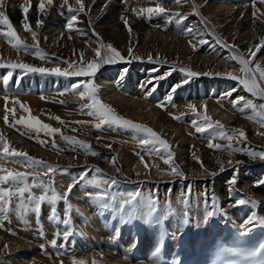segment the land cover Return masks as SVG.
Segmentation results:
<instances>
[{"label": "bare ground", "instance_id": "1", "mask_svg": "<svg viewBox=\"0 0 264 264\" xmlns=\"http://www.w3.org/2000/svg\"><path fill=\"white\" fill-rule=\"evenodd\" d=\"M39 2L40 0H4L2 10L20 38L31 46L36 41L23 28L21 10L22 5L30 7V26L37 32L39 47L50 59L41 60L32 51H18L8 43L7 38L0 36V65L23 62L36 67L51 69L59 66L63 69L72 63L80 66L78 54L83 52L86 66L87 61L96 59L94 49L99 46L93 29L104 43H112L125 56V60H117L112 64L101 62L95 75L91 77H65L0 67V135L12 147L61 169H68L67 172H56L50 180L44 177L43 187L50 190L49 195L53 188L63 194L72 178L79 177L84 166H96L102 170L104 178L114 177L119 181L117 188L112 189L113 193L139 188L145 196H158L159 222L156 216L125 222L120 218L124 213L119 211L118 206L102 209L94 198L98 189L86 187L82 181L68 198L72 210L67 230L73 231V234L65 242L63 228L55 226L54 220L49 219L50 205L44 204L42 217L38 219L33 213L24 214V207L32 206L30 202L25 201L21 207L14 197L8 210L0 206V214L7 216L5 221L0 219V222L10 230L5 232L0 226V256L3 253L9 254L8 258L4 255L7 258L2 260L5 264H72L73 258L83 259L86 264H93V261L95 264H158L160 244L167 236L177 245L184 238L195 240L200 234L208 235L213 226L228 221L229 217L239 228L253 213L264 219V185L257 186L256 183L264 178V161L247 155L252 150L264 151V136L259 134L264 132V126L258 122L259 118H248L255 115L252 109L239 111L243 102L236 107L232 103L237 96H245L257 106L264 104V99L256 100L237 81L226 77L227 73L238 76L244 74L237 62L228 59L230 49L216 45L214 39L219 38L222 42L238 46L239 52L247 57V49L258 43L260 37H264V16H260V13H264V5L257 3L256 7L260 9L257 13L259 19L254 21L252 0H208L206 6L205 0H183L182 3H177V0H128L126 5L121 0H96L95 5L92 0H84L86 12L79 14L80 31L69 32L65 27L66 16L69 15L70 18L75 14L69 13L68 7L77 8L79 5L76 0H68L67 4H64V0H53L51 6L46 5L45 13L38 11ZM106 2L108 6L105 8L103 5ZM158 3L170 12L178 11L183 14H191L193 6H196L200 9V14L189 15V19L178 27L175 23H167L166 16L149 20L143 16L138 17L131 11L132 8L154 7ZM125 8L128 10L125 11ZM121 14L127 16L132 26L131 36L120 20ZM37 19L43 21L39 26L36 24ZM202 20L205 23H200ZM189 24L199 27L206 34L208 45L195 51L189 46V37L182 33V28ZM3 27L0 25V28ZM130 45L133 47L132 56L127 51ZM149 55L152 56V61H149ZM258 56L259 62L264 65V51ZM181 67L201 75L183 83L187 77L179 70ZM9 72L12 75L5 80L4 77ZM217 73L220 75H216ZM149 80H153V83L158 81V86L154 92L146 94L140 85L143 83L150 89ZM89 81L98 88L102 101L111 105L118 114L148 125L168 141L174 153V165L185 174L184 177L171 174L170 166L164 163L166 152L160 155L149 154V148L139 144L142 134L109 126L101 129L94 127L97 122L95 117L87 115L86 110L81 109L85 101L80 99L78 91L82 89H72L73 84ZM177 84H182V87L177 89L172 102H166L170 89ZM233 88L237 92L232 96L226 95ZM6 103L8 108L15 107L16 119L29 114L20 107L22 103L30 108L31 115L43 123L61 129L62 135L57 133L53 138L23 125L13 127L11 112L8 113L9 123L6 124ZM160 103L166 104V110L158 106ZM191 105H195L200 114L204 113L206 105L207 115L213 121H220L228 134H232L233 129H243L247 138L235 135L232 144L245 151L233 152L229 156V142L219 138L215 131L197 133L191 121H202L192 113ZM173 116L180 118L175 119ZM56 117H60V120ZM76 121L87 123L80 124ZM214 136L216 139L213 142L220 143L225 148L216 150L208 147L209 140ZM63 137H75L84 141L99 155L85 154L78 144L74 145ZM41 140L46 143L41 144ZM107 144L112 147H105ZM141 156L149 165L148 169L141 162ZM112 157H115V166L111 162ZM20 159L0 156V169L33 174L43 172L39 167H26ZM230 159L232 164L228 163ZM236 161L242 163L236 164ZM222 166L224 171L220 170ZM117 167L121 169L119 173L116 171ZM234 170L238 173L237 183L232 186L234 191L229 193L228 182ZM96 175L98 174L94 171L89 172L88 178ZM203 191L215 198L216 206L220 209L207 223L204 222L205 213L212 210V203H204L205 200L201 198ZM32 192L38 197L43 194V189L33 188ZM86 192L91 193V197ZM238 199H251L256 203L237 206ZM185 200L186 204L183 203ZM169 202L175 209L174 213L168 212ZM57 207L60 216L59 213L64 212L66 205L58 202ZM185 212L188 213V224L183 223ZM101 213H105L104 219L100 217ZM60 217L63 219V216ZM111 222H114L113 228L109 227ZM53 239H56V245L64 246L66 251H55L51 244ZM136 250L144 254V261L134 260Z\"/></svg>", "mask_w": 264, "mask_h": 264}, {"label": "snow or ice", "instance_id": "2", "mask_svg": "<svg viewBox=\"0 0 264 264\" xmlns=\"http://www.w3.org/2000/svg\"><path fill=\"white\" fill-rule=\"evenodd\" d=\"M110 2V0H108ZM108 2H106L103 7L108 6ZM122 3L125 5L127 4L128 0H121ZM183 0H177V3H182ZM68 0H64V4H67ZM76 3L79 5L77 8H73L71 6L68 7L69 13H75L67 19L65 27L69 32L72 31H80L78 25L80 24L79 14H83L86 12V6L84 0H76ZM96 0H92V4L95 5ZM208 0H205V6L207 5ZM257 3L264 5V0H252V7L253 12L252 16L255 19H259L257 13L260 12V9L256 7ZM53 4V0H40L38 4V11L40 13L46 12V5L51 6ZM4 6V0H0V25L4 26L0 28V36L7 38L8 43L16 48L18 51L23 49L24 51H32V53L41 60L50 59L47 53H45L39 47V40L37 38V32L32 29L30 26V21L28 19V13L30 11L29 6L22 5L21 10L23 13V28L26 32L30 33L33 40L36 41L35 44L29 46L27 45L18 35L17 31L15 30L13 24L11 23L9 17L6 13L2 10ZM128 9L125 8V11ZM131 11L135 13L138 17H146L147 19L151 20L154 17L166 16V22L171 24L175 23L178 27L183 25L185 21L189 19V15L199 16L200 9L196 6H193V12L191 14H183L181 12H170L165 7L161 6L159 3L156 4L154 7H139V8H132ZM243 16V13H241ZM260 16H264V13H260ZM120 20L123 22V25L127 29L129 36L132 34V26L124 14H121ZM43 21L41 19H37L36 24L39 26ZM91 23V22H90ZM200 23H205V21H200ZM182 33L189 37L188 43L189 46L195 51L199 47H203L209 44V39L206 38V34L202 33L199 27H194L193 25L189 24L186 27L182 28ZM83 34V33H82ZM93 35L97 37L98 44L94 49V54L96 59L91 61L84 62V54L83 52L79 53V58L81 61L80 66H77L75 63L69 64L67 68H61L59 66L54 68H46V67H36L29 63H7L0 65V67L8 68V69H21L25 72H32V73H52L58 76H65V77H91L94 76L98 68L100 67V63L105 64H112L115 63L117 60L124 61L125 56L112 44V43H104L102 38L99 37V34L95 32L93 29ZM70 38V37H69ZM215 44L220 45L221 47L230 49V53L228 59L237 62L240 66V71L244 74L243 76H238L233 73H227L226 77L237 81L238 84L242 87V89L248 93L252 94L253 97L258 99H264V65L259 62L258 54L261 51H264V37L259 38V42L255 43L254 45L250 46L248 51V56L245 57L243 53H240L238 50V46L230 45L226 41H221L219 38H214ZM129 56L133 55V47L130 45L127 49ZM134 59H140V57H133ZM149 61H152V56H148ZM254 65V66H253ZM173 70H175V66H173ZM181 72L186 74V79L183 83H188L189 80L193 77H197L201 75V73H197L192 71L191 69H186L181 67L179 69ZM125 71H127L125 69ZM153 71H156L155 69ZM170 74V73H169ZM12 75L11 72L7 74L4 79L6 80L8 77ZM203 75H209L208 73H203ZM216 75H220L217 73ZM165 78V77H161ZM148 85H151L149 89L145 84H141L140 87L142 90L146 92V94H150L154 92L156 87L158 86L157 83H153V80L148 81ZM182 87V84L173 85L170 89V93L166 97V102H172L174 99V94L176 93L177 89ZM73 90L82 89L78 91V95L82 101H85L81 105L82 110H86V114L92 117H95L96 123L94 127L96 129H101L104 126L113 127L116 129H124L130 130L136 134H142V138L139 139V144L142 147L149 148V154L155 153L160 155L161 153L166 152L167 156L164 158V163L169 165L171 168V174L184 177V173L174 165L173 158L174 153L171 150V146L168 141L162 136L154 131L151 127L146 124L134 122L131 119L126 118L123 115L117 113V111L109 104L102 101V99L98 95V88L93 85L90 81L89 82H78L72 85ZM237 92L236 88H233L227 93L226 95L232 96L233 93ZM243 102L242 107L239 108V111L243 112L245 109H252L255 113L254 116L248 117L249 119H257L259 118L258 122L264 126V104H260L257 106L253 102V100L246 99L245 96H237L235 99L232 100L233 106L236 107ZM158 106L164 108L166 110V104L160 103ZM22 110L26 113H29L27 116H21L20 118H15V107L8 108L7 103L5 105V116L4 121L5 123H9V116L8 113L11 112L13 115L12 126L16 125H23L29 129L36 130L37 133L44 132L47 135L54 138L55 134L61 133L62 130L52 127L49 124L43 123L39 118L31 115L30 108L24 104H20ZM191 110L194 115L200 117L202 123H198L196 119L191 121L192 125L195 127L197 133H205L208 131H215L217 136L221 139H226L229 143L227 144V150L229 156L233 154V152H241L245 151L243 148L234 147L232 141L235 135H238L240 138L246 139L247 134L243 129H233L232 134H228L225 130L223 124L220 121H213L210 116L207 115V106H204V113L200 114L197 112L196 106L191 105ZM169 115H173L169 113ZM175 119H179L180 117L173 116ZM57 120H60V117H56ZM76 123H87L86 121H76ZM75 131V129H73ZM260 135L264 136V132L259 133ZM65 140L69 141L72 144H78L85 152V154H90L93 156L99 155V153L92 150V146L84 141H80L75 137H63ZM216 137H212L209 140L208 147L210 149L220 150L225 148L224 145L220 143H214L213 141ZM41 144H45L46 141H39ZM0 156L5 158H21L20 162L24 163L26 167H39L43 169V172H36L35 174L31 172H19L14 170L8 169H0V205L7 206L10 208L12 206L13 198H17L20 206L23 207L25 201L31 203V207H24V214L27 215L29 212L33 213L39 218L42 214L43 206L45 203L50 205V214L49 219L55 220L57 222L62 223L66 226V230L63 232V240L67 242L69 237L73 234L71 231L67 230V226L71 223L70 221V212H71V205L68 201V198L73 191V189L80 184L82 181L85 183V186H91L92 188L98 189L95 192V200L97 204L102 209H109L113 207H117L121 213H124L123 216L120 218L125 220V222H129L135 220L137 218H152L156 216L157 222H159V216L157 213L160 211L159 205V197H153L151 194L145 196L141 189L137 188L132 191L122 192L117 190L115 193L112 192V189H116L119 185V181L114 177L104 178V174L99 167L92 166H84V170L79 173V177H73L72 182L68 184L67 190L60 194L55 191V189H51V194L49 195V189L44 188L43 185L45 183L44 177H48L49 180L56 172H67L68 169H61L57 165H52L42 159H37L27 152L18 150L15 147H12L9 141L3 136L0 135ZM53 146H55V141L53 139ZM107 148H111V144L105 145ZM75 150V149H73ZM247 155L252 157L253 159L259 158L261 161H264V151H250L247 152ZM141 162L144 163L146 169H148L149 165L145 162L144 157H140ZM199 160V157H197ZM111 162L115 166V157L111 158ZM229 164H232L233 161L230 159L228 161ZM236 164L242 163L241 161H236ZM224 171L223 166L220 169ZM94 171L96 176H93L91 179L88 178L89 172ZM116 171L119 173L121 169L119 167L116 168ZM237 174L234 170V174L229 179V193L234 191L233 185L237 183ZM214 176L215 173H212ZM31 177V183H29V178ZM257 186L264 185V180L257 181ZM14 185L15 187H12ZM107 186L106 188L104 186ZM42 188L43 194L39 195L38 197L35 196L32 192L33 188ZM27 194V195H26ZM86 195L91 197V193H87ZM188 196H191V187L189 186L188 189ZM207 197V193H205ZM111 201L110 203L106 201ZM58 202H63L66 207L64 209V217L58 215ZM207 203V200L205 201ZM183 203H187V200L183 201ZM249 203H256V201L251 199H238L236 201V205H244ZM220 209L217 208L215 198L212 199V210L207 211L205 213V223L208 222L213 216L217 214ZM168 212L174 213L175 209L171 207V203L169 202L168 205ZM185 219L183 223L188 224L189 219L188 213H183ZM7 219V216H5ZM2 226V225H0ZM255 227H264V219H261L256 216L255 213L249 215L247 219L240 225L241 232L239 233L240 236H246L250 233ZM51 244L55 247L56 246V239L51 241ZM7 247V245H5ZM248 258H250L253 264H264V242H261L257 247L249 250L247 252ZM72 264H86V261L83 259H76L73 258ZM95 264V261H93ZM176 264H179V261H176Z\"/></svg>", "mask_w": 264, "mask_h": 264}, {"label": "rangeland", "instance_id": "3", "mask_svg": "<svg viewBox=\"0 0 264 264\" xmlns=\"http://www.w3.org/2000/svg\"><path fill=\"white\" fill-rule=\"evenodd\" d=\"M176 5H177V4H176ZM176 5H175V6H176ZM66 18L69 19V15L66 16ZM222 72H223V71H222ZM256 100H259V101H260L261 99L256 98ZM261 101H262V100H261ZM263 103H264V102H263ZM251 150H252V149H251ZM252 151H253V150H252ZM263 179H264V178H262V180H263ZM203 194H204V195H203ZM201 195H202L201 198H202L203 201H204V200H205V201L207 200L208 204H211V203H212L213 196H211V195H207V197H206V196H205V191H203V193H202ZM203 196H204V197H203ZM205 201H204V203H205ZM0 206L5 207V209L7 208L6 210H8V207L3 206V205H0ZM0 208H1V207H0ZM1 209H2V208H1ZM1 211H2V210H0V212H1ZM63 213H64V212L59 213V214H61L60 216H63V217H64V214H63ZM225 214H226V213H225ZM3 216H6V215H5V214H0V219H2V222L6 220L5 217H3ZM0 221H1V220H0ZM2 222H0L1 225H2L1 228H2V229H5V230H4L5 232H10V230L7 229V228L5 227V224L2 223ZM3 225H4V227H3ZM71 232H73V231H71ZM5 254H6V255H5ZM4 255L7 257V255H9V254H7V253H3V255L0 256V261H1L0 263H1V264H5V261H2V260H5V259H7V258L9 257V256H8L7 258H5ZM3 258H4V259H3Z\"/></svg>", "mask_w": 264, "mask_h": 264}]
</instances>
